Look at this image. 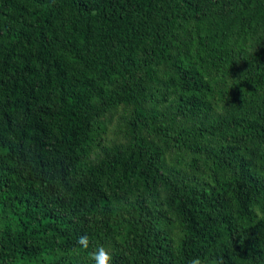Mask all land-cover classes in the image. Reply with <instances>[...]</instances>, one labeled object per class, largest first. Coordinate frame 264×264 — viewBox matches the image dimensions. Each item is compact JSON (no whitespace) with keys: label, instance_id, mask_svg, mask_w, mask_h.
<instances>
[{"label":"trees","instance_id":"1","mask_svg":"<svg viewBox=\"0 0 264 264\" xmlns=\"http://www.w3.org/2000/svg\"><path fill=\"white\" fill-rule=\"evenodd\" d=\"M100 245L264 264V0H0V264Z\"/></svg>","mask_w":264,"mask_h":264},{"label":"clouds","instance_id":"2","mask_svg":"<svg viewBox=\"0 0 264 264\" xmlns=\"http://www.w3.org/2000/svg\"><path fill=\"white\" fill-rule=\"evenodd\" d=\"M77 243L83 248L88 249L89 247V238L87 235H82L78 237ZM90 258L94 261V264H111L112 253L105 246L100 245L90 254ZM188 264H204L201 258L196 257L188 261ZM219 264V262H217Z\"/></svg>","mask_w":264,"mask_h":264}]
</instances>
